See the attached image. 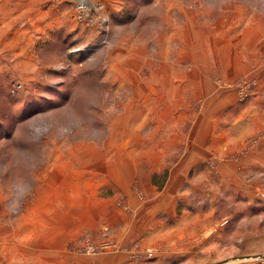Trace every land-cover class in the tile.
<instances>
[{
  "label": "rangeland",
  "instance_id": "1",
  "mask_svg": "<svg viewBox=\"0 0 264 264\" xmlns=\"http://www.w3.org/2000/svg\"><path fill=\"white\" fill-rule=\"evenodd\" d=\"M166 100L222 114L229 135L224 154L183 175L176 198L190 200L175 219L183 206L209 211L172 264H264L239 259L264 254V128H253L264 122V0H0V264L118 249L116 218L70 230L81 198L129 222L160 209L149 174ZM234 122L248 132L237 137ZM188 129L181 121L182 144ZM105 170L112 184L98 195ZM147 241L131 246L134 264L160 255V236Z\"/></svg>",
  "mask_w": 264,
  "mask_h": 264
},
{
  "label": "crops",
  "instance_id": "2",
  "mask_svg": "<svg viewBox=\"0 0 264 264\" xmlns=\"http://www.w3.org/2000/svg\"><path fill=\"white\" fill-rule=\"evenodd\" d=\"M166 97L170 98V95H167ZM164 102H166V104L160 106V128H162L160 129V139H162V141H160V172L152 171V173L149 174L151 185L154 186L153 188H160V192H163L160 198H151L153 201L155 200L154 203H160V209L154 210V213L152 212L153 214L140 211L138 217L135 218L136 220L134 222H129L128 220H125L124 217H121V213L114 214L111 208V213L110 210L103 213L97 205L92 206L88 201V198H81L78 210L85 214L82 215L83 217L80 215L75 217H81V220L75 221V224H77V226L75 225L76 228H71L70 230L73 231L76 229L79 233L83 230L87 233V231H85L86 228L92 230L101 223L100 220L107 218V216L111 219L116 218L118 221L112 226L115 227L113 230L116 231V235L120 239L119 246H117L118 249L94 257H79L67 252L65 255L60 256L62 261L57 259L60 255L57 254L52 262L46 259L50 261L47 264H134L132 257L130 256V253L133 251L131 246L134 243L144 244V242L149 240L150 237L154 238L157 236H160V255L150 262H144L141 264H172L175 261L180 260L184 257V254L189 252L188 249L182 247V240L187 237L191 238L192 236H195L194 233H196L197 229L204 225L201 220L203 219L202 221H204V219L207 218V212L209 210H197L194 209V207L187 208L183 206L179 216L175 219L177 207H179L178 202L184 203L190 200V198H176V194L181 189L183 175L187 174V172L195 166L204 163L206 157L209 154H213V149L217 151L216 154H224L223 148L225 142L228 140V137H226V135H228V132H226L228 128L226 127V124L224 126L223 124L227 123L228 118L222 114L215 116L195 115L193 114L196 112L195 110L194 112H191L185 108L188 104L179 106L172 104L168 100ZM207 119L209 124L212 123L209 126L207 125ZM181 121L188 123L190 129V132L186 133L189 134L190 137L185 140V144H182L180 141L181 134L179 133L180 130H178ZM234 123L237 124L235 126L237 132L240 131V133L237 134V137L238 135L243 136V134L245 135L246 132H248V126H245L244 122ZM263 124L264 122L262 120V122L256 124L257 127L253 128L262 129L264 128ZM170 139H172L173 142H170ZM175 143L178 145V148H182L183 150L177 152L176 157L168 163L166 161L169 154L166 153V151L172 148V145ZM98 174L100 177L102 176L101 178H106L107 182L106 185L104 184L102 186L103 188L101 187L96 191L99 195L102 190H105L106 193V191L110 189L112 178L107 175L108 173L106 170L104 172L98 171L94 176ZM98 178L99 177H97V179ZM158 180H160V182H158ZM112 190H114V194L118 192L115 191V189ZM83 193L86 194L87 191L83 190ZM102 200H109V197L92 198V202L94 203L99 201L102 202ZM158 206L159 204L155 208ZM112 214H114V217ZM143 214L145 216L148 214L150 219L146 220L147 218H143ZM158 215H160V227H157L159 224L157 221ZM69 216L70 214L68 212L67 219H71ZM107 222L110 223L109 220ZM129 223H133V227L127 226ZM63 224L71 225L72 222L70 224L67 220V222H63ZM85 226L87 227L85 228ZM72 234L73 232H71V235ZM66 236L67 239H71L72 237L69 233L67 234L63 232L60 235L61 240ZM56 242L60 244L59 246H61V248L57 246L51 247L50 251L53 252L57 250L59 252L63 250L64 245H62L57 239L52 238V243ZM146 243H148V241ZM191 245L189 246V249L191 248ZM64 258L66 260H63Z\"/></svg>",
  "mask_w": 264,
  "mask_h": 264
},
{
  "label": "built area",
  "instance_id": "3",
  "mask_svg": "<svg viewBox=\"0 0 264 264\" xmlns=\"http://www.w3.org/2000/svg\"><path fill=\"white\" fill-rule=\"evenodd\" d=\"M87 253H95L98 250V246L88 244L85 246Z\"/></svg>",
  "mask_w": 264,
  "mask_h": 264
},
{
  "label": "water",
  "instance_id": "4",
  "mask_svg": "<svg viewBox=\"0 0 264 264\" xmlns=\"http://www.w3.org/2000/svg\"><path fill=\"white\" fill-rule=\"evenodd\" d=\"M239 259H260V260H263L264 259V254H261V255H252V256H246V257H242V258H239ZM236 260V259H234ZM227 262V261H226ZM225 263V262H224Z\"/></svg>",
  "mask_w": 264,
  "mask_h": 264
}]
</instances>
